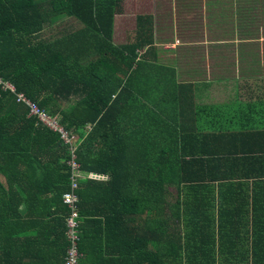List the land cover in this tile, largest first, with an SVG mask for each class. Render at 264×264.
<instances>
[{"label": "trees", "instance_id": "16d2710c", "mask_svg": "<svg viewBox=\"0 0 264 264\" xmlns=\"http://www.w3.org/2000/svg\"><path fill=\"white\" fill-rule=\"evenodd\" d=\"M123 2L0 0V82L69 133L66 143L0 86V264H66L74 213L80 264H228L243 241L256 248L264 235L256 229L264 222V169L249 157L240 158V173L207 159L217 147L205 148L207 136L193 133L177 87L145 91L131 68L153 49V18L136 16L132 43L116 44ZM70 18L82 27L41 37ZM244 178L256 181L243 183L242 199L232 194V207L219 213L222 194L238 186L220 180ZM66 194L78 201L67 204ZM242 212L238 231L228 229L230 215Z\"/></svg>", "mask_w": 264, "mask_h": 264}, {"label": "crops", "instance_id": "0c3cea01", "mask_svg": "<svg viewBox=\"0 0 264 264\" xmlns=\"http://www.w3.org/2000/svg\"><path fill=\"white\" fill-rule=\"evenodd\" d=\"M159 13L136 15L153 18V49L144 48L143 65L131 68L137 69L138 78L146 83L145 91L158 85L177 87L178 96L181 93L178 104L188 107L193 133L202 131V136H207L205 148L217 147L210 150L207 159H219L224 168L232 167L234 173H240V158L249 157L255 159L256 167L264 169V0H165ZM136 16L131 22L121 19V14L115 17L116 44L132 43L137 32ZM142 30L144 33L145 28ZM120 32L128 35L118 38ZM109 69H116L115 61ZM217 139L219 144H214ZM244 180L247 182L220 180L238 182V186L222 194L219 213L232 207V194L242 199L244 193L239 187L243 183L256 181ZM242 213L230 215L228 229L238 231ZM246 221L250 231L255 226L251 215ZM260 228H264V222H256V229ZM65 232L68 238L66 228ZM233 237L238 246L237 236ZM102 238L98 233L95 243L101 246ZM259 238L256 248H252L250 238L243 241L242 252L236 251L228 264H264V235Z\"/></svg>", "mask_w": 264, "mask_h": 264}, {"label": "built area", "instance_id": "2783aa9c", "mask_svg": "<svg viewBox=\"0 0 264 264\" xmlns=\"http://www.w3.org/2000/svg\"><path fill=\"white\" fill-rule=\"evenodd\" d=\"M0 86L4 92H9L15 95L17 102L25 104L29 108V114L35 115L38 122H40L42 125L47 126L51 130L62 134V137L65 142L69 143V133L65 130L62 124L58 123L56 116L47 115V113L39 109L38 106L28 101V99H26L22 93H17L15 87L12 84L8 82H0ZM69 164L73 171V177L81 176L80 165L76 160V154L74 153V151H72V158ZM72 186L73 188L77 187V183L74 180L72 181ZM64 200L67 204L71 206H73L78 201L76 196H74L73 194L64 195ZM75 218L76 214L74 213L72 217L68 220L67 235L71 245L67 251L66 264H80V259L82 256L78 246L79 229Z\"/></svg>", "mask_w": 264, "mask_h": 264}, {"label": "rangeland", "instance_id": "374dc122", "mask_svg": "<svg viewBox=\"0 0 264 264\" xmlns=\"http://www.w3.org/2000/svg\"><path fill=\"white\" fill-rule=\"evenodd\" d=\"M165 0H124L122 5V13H121V19H129V22H131L136 15L140 13H152V14H158L160 9L163 7ZM160 14V13H159ZM69 27L72 29H77L81 27V25L75 21V19L70 20H62V22L58 23L57 21L53 23L50 28L46 27L44 31L41 33L42 38H47L51 32L60 31L63 30L64 27ZM55 27V28H54ZM132 27V26H131ZM128 35V32L122 33L120 32V36L118 35V38H123ZM133 36V33L131 32L129 34V38ZM123 40V39H119Z\"/></svg>", "mask_w": 264, "mask_h": 264}]
</instances>
